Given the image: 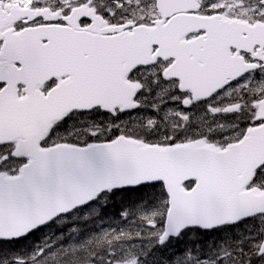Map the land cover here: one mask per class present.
Listing matches in <instances>:
<instances>
[{"label":"snow or ice","instance_id":"1","mask_svg":"<svg viewBox=\"0 0 264 264\" xmlns=\"http://www.w3.org/2000/svg\"><path fill=\"white\" fill-rule=\"evenodd\" d=\"M92 111L127 118L79 130L99 142L52 140ZM136 185L164 195L0 264H145L173 236L249 218L259 238L220 256L264 264V0H0V240ZM163 264L217 261L189 249Z\"/></svg>","mask_w":264,"mask_h":264},{"label":"rangeland","instance_id":"2","mask_svg":"<svg viewBox=\"0 0 264 264\" xmlns=\"http://www.w3.org/2000/svg\"><path fill=\"white\" fill-rule=\"evenodd\" d=\"M226 99L227 98H225L224 100L218 101V102L219 103H223V102H225ZM228 116L229 115L219 114V117L227 118ZM126 118L127 117H124L122 115V117L121 116H117V117H112L111 119H114V120L115 119H121V120H123V119H126ZM230 118L232 119L233 117L231 116ZM108 119H110V118H104V117H99V116L97 117V116L75 115L69 120V122L67 123L68 126L66 128H64L62 130H59V131H57L54 134L53 140H62V139L81 140L82 139V140L85 141V140H87V138L90 135H87L84 131H79V130L86 128L92 122H103V121L108 120ZM94 137H96V136H94ZM160 198L161 197H158L155 201L147 203L146 207L152 206ZM136 205H138V204H136ZM136 205H130V206H126L125 205L123 210L126 209V208H129V207H135ZM97 208H98V206L97 207L91 206L89 208L90 210H88V209L82 210L81 213L76 214L73 217L75 224L71 225L69 227V229H67L66 231H61L59 233H56V232H54V230H52V231L47 232V234L44 235L43 238H42L43 239L42 240V242H43L42 244L51 242L52 240H57V243L53 245V247H57L60 244L67 245L68 243H71L73 241L78 243V242H81V241L85 240L86 238L90 237L91 234H89L90 232L86 233V237H83V236H81V234L78 233V231H80L79 225H81L79 220L87 221V225H91L93 223H92V221H89V219H90V217L92 215H94L96 217L95 219H93V222L95 223V225L98 228L97 232H99L103 228H107V227H110V226L111 227L117 226L116 223H115L116 221H119L121 226H123V225H125L127 223V220L122 219L121 215L119 217H116V218H114L112 220H109V221L107 219L105 221H102L101 219H99L97 217V213H96V209ZM85 217H87V219H85ZM68 219L64 218L62 220H58V222L55 225L60 226L62 222H63V224H65V222ZM82 228L84 229L86 227L83 226ZM257 228H258L257 223L255 221H252V222L248 223L245 226L244 234H248L249 237H255L253 234H254V232H255V230ZM59 237H62V239H57ZM251 242L252 241H249L248 245H250ZM172 244H177V243L173 242L170 245H172ZM170 245L168 246L169 249L171 248ZM33 251H34V249L33 250H29L26 255L32 253ZM179 254H181V252L172 253V254L168 255L167 259L171 260L174 256L179 255ZM153 258L154 257L151 254H149V256L147 257V259L145 261V264H163V262L165 260L164 258H162L161 260L158 261L157 258H156L155 261L153 262ZM212 258L215 259L214 256ZM221 260L222 261H226L228 259L227 258H221L220 262H221Z\"/></svg>","mask_w":264,"mask_h":264},{"label":"trees","instance_id":"3","mask_svg":"<svg viewBox=\"0 0 264 264\" xmlns=\"http://www.w3.org/2000/svg\"><path fill=\"white\" fill-rule=\"evenodd\" d=\"M155 194H163L162 188L159 186L156 187H140L138 189L134 190H123V191H116L112 192L110 194H107L103 202H108V208L111 211L118 212V208L123 207V203H134V202H140L142 200L149 199L150 196L153 193ZM106 205H103L102 208L105 210ZM230 230L231 234H235L234 228L235 226H229L227 227ZM187 232L186 234H188ZM195 235L192 239H190L189 236H186L185 240L189 241L188 245L191 247H203L206 250H210L212 252V249H220L223 248V243L218 241L221 239L222 234H218L217 237L214 236L215 233H204L199 230H195L193 232Z\"/></svg>","mask_w":264,"mask_h":264},{"label":"water","instance_id":"4","mask_svg":"<svg viewBox=\"0 0 264 264\" xmlns=\"http://www.w3.org/2000/svg\"><path fill=\"white\" fill-rule=\"evenodd\" d=\"M160 2H161V4H162V6L165 4L166 6H167V8H170V9H168V11H171V9L173 10V7L175 6V4H176V0H160ZM181 23L182 24H189L190 23V21H189V19L188 18H184L182 21H181ZM137 186H140V185H136V186H126V187H137ZM124 188V187H123ZM97 198V197H96ZM96 198H94L93 200H95ZM92 200V201H93ZM92 201H90V202H92ZM90 202H88V203H90ZM87 203V204H88ZM202 228V227H201ZM214 228H216V227H214ZM213 229V228H212Z\"/></svg>","mask_w":264,"mask_h":264}]
</instances>
